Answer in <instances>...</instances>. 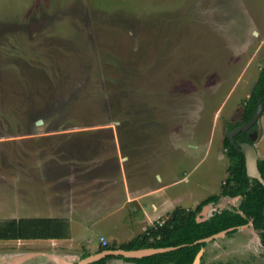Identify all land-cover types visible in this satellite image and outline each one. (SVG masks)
Listing matches in <instances>:
<instances>
[{"label":"rangeland","instance_id":"rangeland-1","mask_svg":"<svg viewBox=\"0 0 264 264\" xmlns=\"http://www.w3.org/2000/svg\"><path fill=\"white\" fill-rule=\"evenodd\" d=\"M263 63L264 0H0V219L57 204L26 189L44 174L45 154L65 150L74 183L89 179L87 167L97 176L116 161L134 178L146 165L147 185L154 172L171 183L165 191L178 207L220 194L222 140ZM255 134L263 158L264 108ZM238 201L221 197L197 217ZM101 230L93 224L64 241L93 251ZM205 243L198 264H264L250 224ZM54 245L0 241V260ZM22 264L54 263L41 254Z\"/></svg>","mask_w":264,"mask_h":264},{"label":"trees","instance_id":"trees-1","mask_svg":"<svg viewBox=\"0 0 264 264\" xmlns=\"http://www.w3.org/2000/svg\"><path fill=\"white\" fill-rule=\"evenodd\" d=\"M260 99L264 107V63L244 103L240 120L229 124L228 131L223 137L222 144L229 158V165L220 194L207 197L194 209L175 207L161 225H153L142 234L119 246L124 250L179 246L178 248L142 258L110 255L90 264H106L107 260L113 257L136 264H193L198 252L206 245L205 242L193 244L194 241L249 222L257 231L260 243L264 246V186L257 179L250 178L246 174L244 155L238 150L240 142L253 143L249 133L256 130L257 123L248 131L237 133L232 142L228 137V133L234 127L252 118ZM258 169L264 179V157L258 159ZM237 196H240V199L236 206L214 211L206 220L197 221V214L205 205L217 203L221 197ZM235 231L237 229L226 234H232ZM69 235L70 226L66 219L45 217L0 219V241L58 240L69 238ZM105 249H115V246L113 244L101 246L97 251ZM85 256L87 254L83 257Z\"/></svg>","mask_w":264,"mask_h":264},{"label":"crops","instance_id":"crops-1","mask_svg":"<svg viewBox=\"0 0 264 264\" xmlns=\"http://www.w3.org/2000/svg\"><path fill=\"white\" fill-rule=\"evenodd\" d=\"M44 135L33 136V138ZM31 140L36 141L37 139ZM79 147L84 148L82 145H79ZM65 153L66 150L63 154L56 157L45 154V162L48 164L44 169V174L38 178L37 182L28 185L30 186L28 187L29 190L26 189V192H29L30 195L33 193V196H38L42 200L44 197L48 201L57 199V204L45 205V208L41 209L44 214L8 217L66 219L70 226L69 238L50 240L52 244H55L53 247L55 250L48 252L50 254L67 257L71 262H75L85 254L96 253L103 246L101 238L107 241V245L115 244V249L119 248L121 244L134 238L135 234L140 235L154 224L163 223L169 217L170 212L179 205L177 202L178 198L171 197L165 191L166 187L171 183L163 182V179L156 182L154 175H157L158 179H160L156 172L152 175L153 181L150 180V185L146 184L147 176L144 172L146 165H143L142 169L144 171L140 172L141 175L138 178H134V171L128 173L130 168L127 171L119 165L117 169L116 161H111L110 168H105L104 172L97 176H94V173L90 174L91 169L87 167L86 173L89 172L87 176L89 179H79L74 183V180L71 179L77 177L75 175L77 171L73 161L74 157L70 158V154L67 157L64 155ZM125 158L123 156V159ZM128 158L129 156L125 160L127 161ZM71 162L74 164H70ZM141 162L146 163L145 161ZM137 166L133 164L132 169L135 170ZM80 174L78 177H80ZM69 182L74 185L70 186ZM53 186L57 188L56 191L52 189ZM66 187H71V191L65 192L64 189ZM79 187L83 188L82 191H79ZM24 194V197L29 196L25 192ZM59 200L61 201L58 202ZM93 224H98L102 227V232L99 233L100 242L93 251L76 247L72 243L64 241L66 239L73 240L75 231L79 232V237H81V231H85ZM61 240L67 244L59 245L58 241ZM86 241L89 242L90 239L87 238ZM106 264L136 263L113 257L108 259Z\"/></svg>","mask_w":264,"mask_h":264},{"label":"water","instance_id":"water-1","mask_svg":"<svg viewBox=\"0 0 264 264\" xmlns=\"http://www.w3.org/2000/svg\"><path fill=\"white\" fill-rule=\"evenodd\" d=\"M263 108H264L263 102L260 99L257 103V107H256V110H255L252 118L249 121L243 123L242 125L234 127L228 133L229 140L232 142L233 137L237 133H239L241 131H248L250 128H252V126L257 123V121H258V119H259V117L263 111ZM36 123L37 124L41 123V120H37ZM255 137H256L255 131L250 132L249 138L251 141H253V143H251V142H240L238 144V150H239V152L243 153V155H244L246 174L250 178L257 179L264 186V179H263V177H262V175L258 169V159L259 158H258L256 148L254 146ZM234 198H236V197H234ZM237 198L240 199V196H237ZM210 204H208V205H210ZM208 217H205L202 219H199L197 217V221H204ZM249 224H251V222H249ZM243 226H245V225H243ZM243 226H239V227H243ZM234 229H236V227H230V228L224 229V230L219 231L215 234H212L208 237L198 239V240L194 241L193 244L212 240L213 238H217V237H220L222 235H225L227 232L232 231ZM178 247L179 246L159 247V248L148 247V248H138V249H129V250H124L121 248L105 249V250H101V251L96 252V253L89 254V255L82 257L80 259L78 258L75 262H71L70 259L67 257H63V256L55 255V254L53 255V254L46 253V252L45 253L25 252V253H19V254L17 253V254L10 255V257L8 256L9 258L4 257L0 260V264H22L25 261L32 259L34 256L41 255V254H46L56 264H90V263H93L95 261H98V260H100L106 256H110V255L122 256L125 258H142V257L149 256L152 254L170 251V250L176 249ZM201 252H202V249L196 255L193 264H198Z\"/></svg>","mask_w":264,"mask_h":264},{"label":"built area","instance_id":"built-area-1","mask_svg":"<svg viewBox=\"0 0 264 264\" xmlns=\"http://www.w3.org/2000/svg\"><path fill=\"white\" fill-rule=\"evenodd\" d=\"M159 224H162V223H159ZM101 244L105 246L107 245V241L104 238H101Z\"/></svg>","mask_w":264,"mask_h":264},{"label":"flooded vegetation","instance_id":"flooded-vegetation-1","mask_svg":"<svg viewBox=\"0 0 264 264\" xmlns=\"http://www.w3.org/2000/svg\"><path fill=\"white\" fill-rule=\"evenodd\" d=\"M249 224V223H248ZM248 224H246L245 226H247ZM251 225V224H250ZM243 226V225H242ZM236 229H238V227H236ZM262 245V244H261ZM263 246V245H262Z\"/></svg>","mask_w":264,"mask_h":264}]
</instances>
